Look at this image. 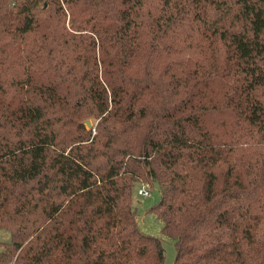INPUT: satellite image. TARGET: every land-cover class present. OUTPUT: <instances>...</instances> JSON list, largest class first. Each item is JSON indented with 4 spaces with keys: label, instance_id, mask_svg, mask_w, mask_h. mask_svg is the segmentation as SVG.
Here are the masks:
<instances>
[{
    "label": "trees",
    "instance_id": "1",
    "mask_svg": "<svg viewBox=\"0 0 264 264\" xmlns=\"http://www.w3.org/2000/svg\"><path fill=\"white\" fill-rule=\"evenodd\" d=\"M140 183L173 264H264V0H0V264H162Z\"/></svg>",
    "mask_w": 264,
    "mask_h": 264
},
{
    "label": "rangeland",
    "instance_id": "2",
    "mask_svg": "<svg viewBox=\"0 0 264 264\" xmlns=\"http://www.w3.org/2000/svg\"><path fill=\"white\" fill-rule=\"evenodd\" d=\"M139 190H145L148 196L139 195ZM159 195L158 187L155 186L153 189H149L146 184L140 183L132 190V208L135 211L139 231L148 236L160 239L164 250L162 264H173L175 256L173 241L161 234V222L153 213L147 212L148 209L157 203ZM8 240L9 234L0 230V241L7 242Z\"/></svg>",
    "mask_w": 264,
    "mask_h": 264
},
{
    "label": "built area",
    "instance_id": "3",
    "mask_svg": "<svg viewBox=\"0 0 264 264\" xmlns=\"http://www.w3.org/2000/svg\"><path fill=\"white\" fill-rule=\"evenodd\" d=\"M138 194L143 196H148V193L145 190H139Z\"/></svg>",
    "mask_w": 264,
    "mask_h": 264
},
{
    "label": "water",
    "instance_id": "4",
    "mask_svg": "<svg viewBox=\"0 0 264 264\" xmlns=\"http://www.w3.org/2000/svg\"><path fill=\"white\" fill-rule=\"evenodd\" d=\"M85 126H86V128H90V126H91V123H90V121H85Z\"/></svg>",
    "mask_w": 264,
    "mask_h": 264
}]
</instances>
